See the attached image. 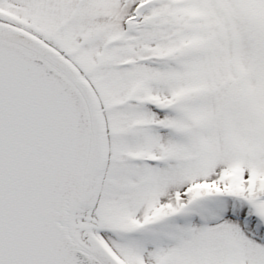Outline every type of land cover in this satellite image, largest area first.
Here are the masks:
<instances>
[{"label":"snow or ice","instance_id":"6c2138e0","mask_svg":"<svg viewBox=\"0 0 264 264\" xmlns=\"http://www.w3.org/2000/svg\"><path fill=\"white\" fill-rule=\"evenodd\" d=\"M0 264H264V0H0Z\"/></svg>","mask_w":264,"mask_h":264}]
</instances>
